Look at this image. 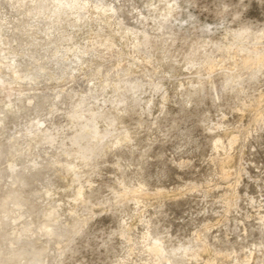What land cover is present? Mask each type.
Segmentation results:
<instances>
[{"label":"rangeland","instance_id":"obj_1","mask_svg":"<svg viewBox=\"0 0 264 264\" xmlns=\"http://www.w3.org/2000/svg\"><path fill=\"white\" fill-rule=\"evenodd\" d=\"M0 264H264V0H0Z\"/></svg>","mask_w":264,"mask_h":264}]
</instances>
